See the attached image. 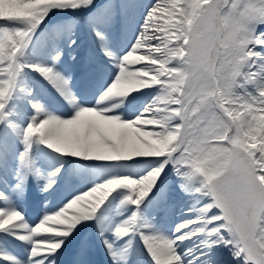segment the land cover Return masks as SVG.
<instances>
[{
    "label": "snow or ice",
    "instance_id": "6c2138e0",
    "mask_svg": "<svg viewBox=\"0 0 264 264\" xmlns=\"http://www.w3.org/2000/svg\"><path fill=\"white\" fill-rule=\"evenodd\" d=\"M85 12L99 17L89 25L111 64L87 100L56 67L63 31L53 30L51 64L31 59L44 54L35 38L51 15ZM121 28L130 38L117 55L110 44ZM32 73L72 111L56 115L34 99L25 84ZM37 146L100 172L61 205L45 200L29 223L16 207L29 181L43 180L50 193L64 170L45 175ZM6 166L14 183L0 190V264H59L73 244V264H86L89 227L113 264H136L137 240L145 264H218L223 249L235 264H264V0H0ZM170 184L193 204L169 234L146 213Z\"/></svg>",
    "mask_w": 264,
    "mask_h": 264
},
{
    "label": "bare ground",
    "instance_id": "6f19581e",
    "mask_svg": "<svg viewBox=\"0 0 264 264\" xmlns=\"http://www.w3.org/2000/svg\"><path fill=\"white\" fill-rule=\"evenodd\" d=\"M128 15L129 17H131L132 21L134 22L135 19L138 16V10L135 7H130L128 10ZM99 17L97 16L96 13H93L91 15H89L87 12L79 14V13H71V14H66V13H55L53 15H51L49 17V19L45 22V25L41 27L40 30H38L37 32V36L36 38L42 35H44L43 31L45 29H50V28H56L59 25H65L68 23H73L75 21H79V23H85V21L89 22V21H94V20H98ZM82 26H84V24H82ZM90 28V26L88 27ZM87 30H84V32L80 31V35L79 37L83 40H81L79 42V44L73 45L71 47V49H73L71 52H66L64 53L62 56H64L65 58L59 62V64H61L62 68L59 70L63 75L64 72H68L70 75H75L77 73V71H79L80 69H82L81 67L78 68L77 65H80V61L79 59H86V66L84 68V72L82 74V77L84 78L85 74L87 72L92 73L94 72V70L98 71V74H100V76L104 77L105 79H107L109 72L108 69L111 68V64L107 62L104 53L100 51L99 46L95 40L94 34L91 31V28ZM36 38H35V42H36ZM129 34L125 33V31L123 30V28H121L120 33L111 38V44H110V50H112L113 52H115L117 55L122 54V50L126 47L127 45V41L129 39ZM67 39V36H66ZM74 39V38H73ZM122 42V47H118L117 42ZM73 57H76L75 60H73ZM31 59L33 61H39L42 63H46V64H51V60L48 58V56L46 55V53L44 52V54H40L39 52H37L36 54H33ZM26 80H31L32 81V85H34V92L37 93L39 92L41 97V100L39 101L41 104H43L45 106V108L50 111V112H58L57 107L54 106H49L47 105L48 103V99H49V94L47 92H45L43 90V87H46L50 90H52L54 92V95H57V92L52 88L51 85H49L42 77H40L38 74L32 73L29 74L25 77V81ZM30 107L26 106V110H28ZM31 110V109H30ZM39 147L40 151L37 152L36 147H34V153L37 155V153H40L41 156L38 157V159H40L43 155L46 156V159L43 162H39L40 166L42 169L44 168H48L51 165L52 160H57V162L55 163L56 166H60L61 164H63L64 162V166L67 165L68 163L60 157L55 156V154H47V150L43 149L42 146H37ZM79 165V164H76ZM52 167V165H51ZM88 167V166H86ZM89 168V167H88ZM94 169H98V168H92L91 171H93ZM94 174L91 173L90 174V179L94 178ZM67 179L75 181V183H78L79 181L76 180L75 177H68ZM83 188H81L82 190ZM7 190V188H6ZM5 190V191H6ZM175 195V200L176 203H178L175 206V213L174 211H168V213L166 214V222L168 223V225L170 226V230L172 231L176 224L179 223L182 219H184V215L183 213L186 211V209L189 206H192L193 204V199L185 196L184 193L179 191V187L177 189L176 192L173 193ZM68 197V195H66ZM180 199V200H179ZM182 201V202H180ZM180 202V203H179ZM0 206H3L2 204H0ZM19 204L16 203V207H18ZM174 215V216H173ZM32 220V219H31ZM33 221V220H32ZM38 222V221H37ZM100 243V241H99ZM72 245L69 246V249L67 251H70ZM100 248L102 253L104 252L105 255V259L106 264H111L110 260L111 258L107 255L106 250L102 247L101 243H100ZM225 249H223L221 252H219L218 256V264H232V258L231 256H225ZM134 255L135 257L137 255H140V253L138 254L136 251H134ZM109 257V258H108ZM109 259V261H108ZM87 262H92L93 260L91 258H88L86 260Z\"/></svg>",
    "mask_w": 264,
    "mask_h": 264
},
{
    "label": "rangeland",
    "instance_id": "374dc122",
    "mask_svg": "<svg viewBox=\"0 0 264 264\" xmlns=\"http://www.w3.org/2000/svg\"><path fill=\"white\" fill-rule=\"evenodd\" d=\"M73 24V23H72ZM71 25V24H70ZM70 25H68L67 27H58V29L59 30H61V31H63V32H65V33H69V27H70ZM90 25H89V22H87V28L89 27ZM91 28V27H90ZM89 28V29H90Z\"/></svg>",
    "mask_w": 264,
    "mask_h": 264
}]
</instances>
